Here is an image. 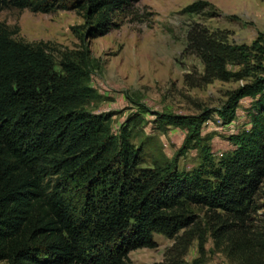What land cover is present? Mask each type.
<instances>
[{
	"label": "trees",
	"instance_id": "trees-1",
	"mask_svg": "<svg viewBox=\"0 0 264 264\" xmlns=\"http://www.w3.org/2000/svg\"><path fill=\"white\" fill-rule=\"evenodd\" d=\"M138 1L0 0V11L75 10L94 38L126 19L143 20L131 10ZM14 33L0 23V263L129 264V252L156 247L153 234L160 233L181 251L153 264H186L194 240L198 257L190 264H203L208 237L233 264H264V77L256 73L264 68L263 45L229 42L225 31L199 22L188 26L182 52L202 64L195 76L184 74L188 86L253 79L218 109L159 114V128L186 135L170 163L145 167L128 126L115 134L111 113L85 108L98 97L89 84L95 59L88 48L60 52L56 61L48 43ZM246 96L253 98L250 127L231 134L233 148L216 159L202 125L213 113L230 123ZM192 148L201 163L179 170L177 157Z\"/></svg>",
	"mask_w": 264,
	"mask_h": 264
},
{
	"label": "rangeland",
	"instance_id": "rangeland-1",
	"mask_svg": "<svg viewBox=\"0 0 264 264\" xmlns=\"http://www.w3.org/2000/svg\"><path fill=\"white\" fill-rule=\"evenodd\" d=\"M195 1L204 2L199 12H183L185 6ZM131 10L143 15V20L126 19L118 29L94 38L85 34L83 13L75 10L41 13L4 8L0 11V23L15 31L13 38L17 40L48 43L55 50L56 61L60 52L88 48L95 59L89 84L98 97L85 108L95 114L111 113L115 134L128 126L131 142L141 149L142 166H163L178 153L186 131L170 125L159 128L155 121L159 114L196 115L205 108L218 109L233 90L253 79L248 76L188 86L184 74L195 76L202 68L195 56L182 52L188 26L199 22L210 29L225 31L229 42L251 45L257 40L264 46V0H139ZM256 73L264 77V68ZM252 101L250 96L241 99L235 118L228 124L213 113L202 125L201 134L208 138L216 159L233 148L228 140L231 134L250 127ZM200 163L197 148L176 159L177 168L184 171ZM262 203L263 209L258 214H264V194ZM153 238L157 246L130 251L129 264L162 262L167 253L171 256L181 251L174 246L172 238L160 233H154ZM205 247L203 264H233L221 249L215 248L210 237ZM197 251L194 240L186 249L183 261L190 264L198 257Z\"/></svg>",
	"mask_w": 264,
	"mask_h": 264
}]
</instances>
